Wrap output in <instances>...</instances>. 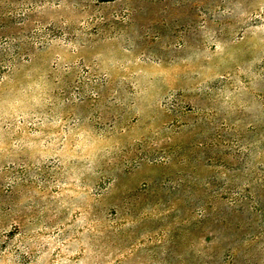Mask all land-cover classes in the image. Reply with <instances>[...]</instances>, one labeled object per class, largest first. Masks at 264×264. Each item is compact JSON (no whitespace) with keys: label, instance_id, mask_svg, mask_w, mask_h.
<instances>
[{"label":"rangeland","instance_id":"1","mask_svg":"<svg viewBox=\"0 0 264 264\" xmlns=\"http://www.w3.org/2000/svg\"><path fill=\"white\" fill-rule=\"evenodd\" d=\"M0 264H264V0H0Z\"/></svg>","mask_w":264,"mask_h":264},{"label":"trees","instance_id":"2","mask_svg":"<svg viewBox=\"0 0 264 264\" xmlns=\"http://www.w3.org/2000/svg\"><path fill=\"white\" fill-rule=\"evenodd\" d=\"M102 1H113V0H102Z\"/></svg>","mask_w":264,"mask_h":264}]
</instances>
